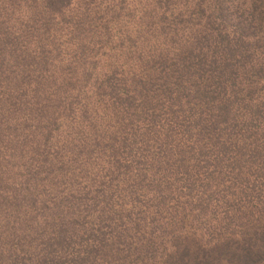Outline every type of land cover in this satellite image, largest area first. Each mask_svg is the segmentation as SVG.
<instances>
[{
    "label": "trees",
    "instance_id": "trees-1",
    "mask_svg": "<svg viewBox=\"0 0 264 264\" xmlns=\"http://www.w3.org/2000/svg\"><path fill=\"white\" fill-rule=\"evenodd\" d=\"M125 2H0V264H264V0Z\"/></svg>",
    "mask_w": 264,
    "mask_h": 264
},
{
    "label": "rangeland",
    "instance_id": "rangeland-1",
    "mask_svg": "<svg viewBox=\"0 0 264 264\" xmlns=\"http://www.w3.org/2000/svg\"><path fill=\"white\" fill-rule=\"evenodd\" d=\"M1 1L2 0H0V2ZM88 1L91 2L90 6L94 10L97 11V13L93 14V16H91V18H90V21H91L90 23L92 24V26H94V27L100 26L99 31L100 32H104V30H106V29H104L102 27V25L104 23V25H108V29L112 32V34H115L116 33V29H117L116 26H118V24L120 23V19H122V21H123V19H126L127 15L124 12V10H121L122 11V13H121V17L122 18L116 17L115 13L112 10V7L115 4L118 5L117 2L120 3L122 0H88ZM146 1L147 0H126L125 4L127 5V3H128V4L132 5V6H134V4L139 5L140 3H145ZM22 17H25V20L27 19V15H23V16L20 17L21 19L20 18L19 19H14L13 18L11 20H14L15 22H20V20L23 21ZM15 18H17V16ZM92 18H94L95 20L92 21L91 20ZM113 19H115V20H113ZM63 51L65 53L68 52L65 48H64ZM0 121H1V119H0ZM0 155H1V153H0Z\"/></svg>",
    "mask_w": 264,
    "mask_h": 264
}]
</instances>
